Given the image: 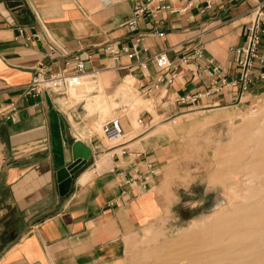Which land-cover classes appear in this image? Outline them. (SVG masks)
Listing matches in <instances>:
<instances>
[{"label": "crops", "instance_id": "0c3cea01", "mask_svg": "<svg viewBox=\"0 0 264 264\" xmlns=\"http://www.w3.org/2000/svg\"><path fill=\"white\" fill-rule=\"evenodd\" d=\"M147 1L0 0V110L16 108L13 120L0 117V264H130L129 245L162 210L156 178L174 153L171 140L145 138L147 130L105 144L96 126L129 107L121 86L151 101V110L143 108L138 116L150 129L156 119L166 123L192 108L206 112L237 103L236 93L223 92L193 106L181 104L182 96L208 91L209 80H192L181 71L183 77L172 84L159 83L162 72L153 57L165 52L177 64L200 47L232 76L230 50L246 42L251 3L223 0L204 9L205 0H199L198 8L180 13L185 0H161L170 9L147 11L132 32L127 22ZM140 37L138 58L121 52L115 60L105 51L107 45L131 47ZM76 56L90 77L84 84L92 86L76 92L80 99L25 93L41 64L52 74ZM261 74L264 63L256 65L247 98L264 96ZM77 141L93 155L62 196L57 173L73 163Z\"/></svg>", "mask_w": 264, "mask_h": 264}, {"label": "rangeland", "instance_id": "374dc122", "mask_svg": "<svg viewBox=\"0 0 264 264\" xmlns=\"http://www.w3.org/2000/svg\"><path fill=\"white\" fill-rule=\"evenodd\" d=\"M87 77L84 78L85 82H88L90 78ZM88 84L69 92L70 96L77 97L76 92L91 91L92 86ZM127 85L121 86L118 92H125L124 94L129 97L126 101L129 107L125 111L117 112L109 120L119 119L122 123L125 135L119 143L131 139L144 130H147L144 137L148 138L154 131L163 126H170L175 120L181 119L178 127L171 134H164L166 141L171 140L173 143L174 155L161 169V175L156 178L154 190H158L162 197V210L155 212L158 215L156 220L146 223L138 242L129 245L130 264H157L160 257L167 256L165 247L174 242L182 231L188 230L194 221L211 217L215 212L216 215L224 216L227 213V207L239 203L236 201L231 203L232 195V198H224V187L220 182L212 179L218 168L213 157V148L225 141L233 123L238 124L245 118L264 115V96L247 98L246 95L236 104L206 112L192 108L191 111L166 123L161 121V118L156 119V125L150 129L149 126L142 127L138 116L143 108L151 110V101H148L149 106L147 102L133 94V89ZM77 98L80 99L81 95ZM96 102L100 104L99 101ZM114 106L117 107V105ZM90 107L92 108L91 103ZM102 123L96 126V130L104 137L106 145H115L105 138L103 126L107 122ZM170 202L175 204L168 206ZM223 258L220 264H231V258L228 255H223ZM256 264H264V258L258 259Z\"/></svg>", "mask_w": 264, "mask_h": 264}, {"label": "bare ground", "instance_id": "6f19581e", "mask_svg": "<svg viewBox=\"0 0 264 264\" xmlns=\"http://www.w3.org/2000/svg\"><path fill=\"white\" fill-rule=\"evenodd\" d=\"M86 75L69 92L82 87ZM180 120L149 136L171 134ZM213 149L218 168L212 179L224 187V198L232 195L231 203H239L227 207L224 216L215 212L194 221L165 247L167 256L157 264H220L223 255L231 264H256L264 258V115L233 123L225 141Z\"/></svg>", "mask_w": 264, "mask_h": 264}, {"label": "built area", "instance_id": "2783aa9c", "mask_svg": "<svg viewBox=\"0 0 264 264\" xmlns=\"http://www.w3.org/2000/svg\"><path fill=\"white\" fill-rule=\"evenodd\" d=\"M186 5L179 10L180 13L187 12L191 8L199 7V0H185ZM251 3L250 23L246 28V42L240 47L231 48L233 56V75L227 76L212 58L206 57L202 48L195 49L194 56H183L177 64H173L165 52H160L153 60L162 75L158 78L159 83H173L183 77L181 71L190 74L192 80L207 78L210 88L203 94L185 95L179 102L187 107L194 105L199 99L223 92L237 94L238 100H243L249 94L255 83V68L257 64L264 63V56L260 53L262 38L264 37V0H248ZM223 0H205L204 9H211L215 3ZM169 10L170 5L162 4L161 0H148L145 4L137 6L133 17L127 22L128 28L134 32L137 30L139 17L151 10ZM143 38H138L131 47L118 49L114 46H105V51L115 60H119L121 52L128 54L130 58H138L141 52L140 44ZM192 62H195L194 68ZM87 73L85 62L74 57L66 63L60 72L49 74L47 68L42 64L36 68L32 81L25 88L28 96H38L43 93H56L67 95L69 90L80 84V78ZM264 80V74L259 75ZM16 108L7 106L0 110V117L13 120ZM104 136L111 144L117 145L123 140L125 130L119 119L110 121L104 126ZM155 171L152 170V174Z\"/></svg>", "mask_w": 264, "mask_h": 264}, {"label": "water", "instance_id": "95a60500", "mask_svg": "<svg viewBox=\"0 0 264 264\" xmlns=\"http://www.w3.org/2000/svg\"><path fill=\"white\" fill-rule=\"evenodd\" d=\"M73 150V163L57 173V180L62 196L69 193L74 176L88 164L93 155L92 150L81 141L75 143Z\"/></svg>", "mask_w": 264, "mask_h": 264}]
</instances>
